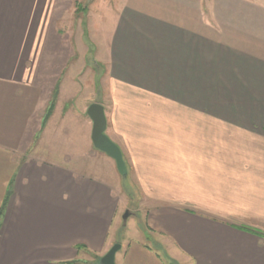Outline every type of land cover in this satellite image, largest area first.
<instances>
[{
	"label": "crops",
	"instance_id": "obj_1",
	"mask_svg": "<svg viewBox=\"0 0 264 264\" xmlns=\"http://www.w3.org/2000/svg\"><path fill=\"white\" fill-rule=\"evenodd\" d=\"M123 192L115 264H264V0H0V264H99Z\"/></svg>",
	"mask_w": 264,
	"mask_h": 264
},
{
	"label": "water",
	"instance_id": "obj_2",
	"mask_svg": "<svg viewBox=\"0 0 264 264\" xmlns=\"http://www.w3.org/2000/svg\"><path fill=\"white\" fill-rule=\"evenodd\" d=\"M87 114L92 120L91 139L94 147L110 156L115 161L119 173L125 176L127 167L121 150L105 133L106 119L102 105L99 103L90 104L87 108ZM127 215L128 211H126L123 219H125ZM119 248V243L112 245L108 251L101 256L99 264H115V253Z\"/></svg>",
	"mask_w": 264,
	"mask_h": 264
},
{
	"label": "rangeland",
	"instance_id": "obj_3",
	"mask_svg": "<svg viewBox=\"0 0 264 264\" xmlns=\"http://www.w3.org/2000/svg\"><path fill=\"white\" fill-rule=\"evenodd\" d=\"M123 186H126V181H122ZM121 200L127 202V205L122 203L123 210L120 212L121 217L119 218L120 226L117 233V238L119 243L121 241H129L139 238L143 241H152L146 232L145 222H146V213L143 212V205L141 197L128 196L125 192L121 194ZM128 211V215L125 219H122ZM125 220V221H124ZM148 238V239H147Z\"/></svg>",
	"mask_w": 264,
	"mask_h": 264
},
{
	"label": "trees",
	"instance_id": "obj_4",
	"mask_svg": "<svg viewBox=\"0 0 264 264\" xmlns=\"http://www.w3.org/2000/svg\"><path fill=\"white\" fill-rule=\"evenodd\" d=\"M1 213H2V209L0 208V216H1ZM258 232V231H257ZM258 233H260V232H258ZM261 234V233H260Z\"/></svg>",
	"mask_w": 264,
	"mask_h": 264
}]
</instances>
